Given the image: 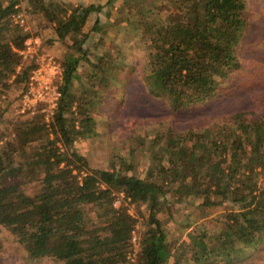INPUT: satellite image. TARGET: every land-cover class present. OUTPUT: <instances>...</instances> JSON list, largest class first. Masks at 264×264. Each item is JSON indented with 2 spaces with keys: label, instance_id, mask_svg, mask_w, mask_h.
<instances>
[{
  "label": "trees",
  "instance_id": "trees-1",
  "mask_svg": "<svg viewBox=\"0 0 264 264\" xmlns=\"http://www.w3.org/2000/svg\"><path fill=\"white\" fill-rule=\"evenodd\" d=\"M2 1L0 99L14 77L13 82L25 84L20 104L31 65L23 63L18 50L28 35L12 20L18 1L8 0L5 6ZM49 4L29 0L26 11L42 13L53 22L57 40L65 43L67 37H75L60 59L64 80L55 120L48 126L40 113L19 115L11 137L3 142L0 137V225L18 237L30 260L129 264L136 220L126 206H114L120 193L149 211L137 264H228L263 247L264 115L240 111L221 124L171 131L154 142L160 150L145 177L136 172L134 149L128 156L115 155L108 168L91 167L75 144L97 135L94 113L102 93L114 86L117 75L112 71L126 70L125 65L98 56L92 62V89L75 91L86 55L83 46L90 36L85 27L96 7L79 5L68 13L60 4L57 11ZM123 4L115 22L132 20L149 44L146 88L174 111L215 98L222 83L242 67L238 47L248 26L246 0H123ZM130 8L132 13L127 12ZM93 25V30H102L100 22ZM36 175H41L39 186L30 192L27 185ZM171 189L181 202L194 194L209 206L231 202L240 208L225 215L218 231L194 229L189 241L175 242L160 218L169 207L166 197ZM89 209L94 216H89ZM99 219L107 221L105 227L96 226Z\"/></svg>",
  "mask_w": 264,
  "mask_h": 264
},
{
  "label": "rangeland",
  "instance_id": "rangeland-1",
  "mask_svg": "<svg viewBox=\"0 0 264 264\" xmlns=\"http://www.w3.org/2000/svg\"><path fill=\"white\" fill-rule=\"evenodd\" d=\"M3 1L4 4L6 0ZM246 1L248 26L238 47L242 67L222 83L215 98L175 111L164 99L154 96L146 88L143 75L149 60V44L145 41L141 28L134 29L132 20L121 24L115 22L120 8H123V0L114 1L105 12L97 13V16L92 15L85 27L90 36L83 46L86 55L80 62L74 90L82 93L92 89V62L100 55H106L107 59H114L125 65L126 70L112 71V74L117 75L114 86L102 93V102L94 113L98 120L97 135L82 138L75 144L76 150L86 157L91 167L108 168L115 155L128 156L129 150L134 149L136 172L145 177L160 150L154 142L160 137L167 138L171 131L185 133L221 124L240 111L264 115V0ZM133 11L132 8L127 10L128 13ZM37 15L39 14L35 11L31 12L30 30H21L24 34L38 37L43 47L51 50L55 45L54 28L49 24H39L35 18L34 23L33 17H38ZM96 19L102 22V40H99L101 35L92 30ZM74 40L75 37L70 36L65 43L60 41L62 56ZM53 53L62 58L59 52ZM75 54L81 56L79 52ZM18 71L21 72V69ZM13 80L14 77L0 99V137H4L2 142L11 137L19 122L16 107L25 84ZM40 176L36 175L31 180L27 185L28 191L37 190ZM170 191L166 197L169 207L163 210L160 218L175 242L189 241V232L194 229L218 231L225 215L240 208L231 202L209 206L204 203L202 196L194 194L181 202L177 200L174 189ZM121 205L126 206L136 220L133 234L136 233L141 242L145 220L149 215L148 208L146 205L131 203L123 193L116 195V204L114 201V206ZM88 213L89 216L95 215L92 209ZM106 224V220L99 219L96 226L105 227ZM0 240V264H63L51 259L30 260L25 246L4 225H0ZM228 264H264V246L256 251L249 250Z\"/></svg>",
  "mask_w": 264,
  "mask_h": 264
},
{
  "label": "built area",
  "instance_id": "built-area-1",
  "mask_svg": "<svg viewBox=\"0 0 264 264\" xmlns=\"http://www.w3.org/2000/svg\"><path fill=\"white\" fill-rule=\"evenodd\" d=\"M17 12L13 14V21L25 32L30 30L29 15L22 5L17 3ZM25 64L31 65L30 75L26 90L20 98V104L16 107V114L30 115L40 113L50 126L58 109L64 80V66L52 51L42 48V42L38 37L27 36L24 47L18 50ZM20 69V68H19ZM116 204V199H115ZM136 233L132 236L133 249L128 255L129 264H137L140 251V240Z\"/></svg>",
  "mask_w": 264,
  "mask_h": 264
},
{
  "label": "crops",
  "instance_id": "crops-1",
  "mask_svg": "<svg viewBox=\"0 0 264 264\" xmlns=\"http://www.w3.org/2000/svg\"><path fill=\"white\" fill-rule=\"evenodd\" d=\"M10 1V0H9ZM18 1V3L20 4V5H22L23 7H25V9L27 8V6L29 5V0H17ZM46 1V3L48 4V3H50L49 5H51L56 11H57V7H55V6H57V5H61V6H63L64 8H67L68 9V13H70L71 12V10L73 9V8H75L76 6H79V5H81V6H89V5H94L95 7H96V10L95 11H93L91 14H90V16H89V18H88V21L91 19V17H92V15H95V16H97V13H102V12H105V10L108 8V7H110V0H45ZM117 1V0H116ZM115 1V2H116ZM3 2L4 1H2V5H6L7 3H8V0H6L5 1V3L3 4ZM114 3V2H113ZM112 8V7H111ZM110 8V9H111ZM36 13H38V12H36ZM39 15H37L38 17H33V21H34V18L35 19H37V22H39V24H49L51 27H53L54 26V23L52 22L51 23V21H48L44 16H43V14L41 13H38ZM29 15V21H30V16H31V14H28ZM87 21V22H88ZM95 21H98V22H100V23H102L101 22V20L100 19H96ZM95 21H94V23H95ZM34 23H35V21H34ZM93 23V24H94ZM94 26V25H93ZM44 27H45V25H44ZM42 29V28H41ZM92 30H93V28H92ZM43 31V30H42ZM93 31H95V30H93ZM53 32H54V35H53V38H54V43H55V45H53V47L51 48V50L50 49H47V48H44L43 47V49H46V50H49V51H54V52H59L58 54L59 55H61L62 56V50H61V48H59L60 47V45H59V43H60V41L59 40H57V38H56V33H55V31L53 30ZM97 33L100 35V32H98L97 31ZM70 37V36H69ZM69 37H67V39L69 38ZM72 37V36H71ZM66 39V40H67ZM42 42V41H41ZM43 46V45H42ZM57 57L59 58V60H60V56H58L57 55ZM19 68H21V67H19Z\"/></svg>",
  "mask_w": 264,
  "mask_h": 264
}]
</instances>
